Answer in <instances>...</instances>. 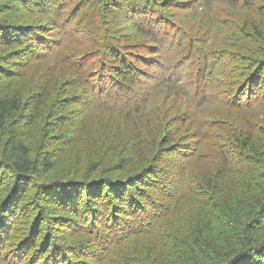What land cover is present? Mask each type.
<instances>
[{"label":"trees","instance_id":"trees-1","mask_svg":"<svg viewBox=\"0 0 264 264\" xmlns=\"http://www.w3.org/2000/svg\"><path fill=\"white\" fill-rule=\"evenodd\" d=\"M102 1L70 0L69 4L63 5L59 0H53L48 5H42L40 11L49 17L48 21L43 22L44 25H25L16 30L19 35L17 41L24 45L13 58L16 57L20 63H48L50 70L60 67L63 84L67 85L68 90L88 92L86 97L90 100V108L95 104L88 89H91L95 79L110 77L114 89L105 94L106 104L101 113L111 117L119 111L115 117H125L135 131L139 130V127L135 128L136 125H140L148 132L146 137L160 140L159 147L168 149L166 156L178 151L185 153L186 159L192 156L202 158L205 154L197 152L198 146H212L213 135L226 133L219 131L228 126L225 121L230 112L237 118L234 122L238 129L229 133L228 145L225 144L221 150L215 149L217 154L211 157V164L228 167L229 152L241 151L253 158L263 153L264 142L255 137L252 125L245 122V119L250 122L252 115L262 116L260 110L245 112L246 106L257 102L254 98L258 96L251 97L243 104L237 95L245 96L249 86L256 88L255 91L264 92V0ZM27 7L35 9L33 6ZM67 41H75L71 49L65 46ZM83 43L91 45L80 50ZM26 53H30L33 60H21ZM139 89V94L133 93ZM252 93L248 92L249 95ZM39 98H42L41 94ZM87 98H83V102ZM40 101L43 102L42 99ZM110 101H118L121 105L110 107ZM263 101L264 96L259 102ZM18 108L19 101L0 98V130L5 128L8 118ZM99 119H103L102 116ZM156 121V129L150 132L152 123ZM104 127L109 131L112 128L108 125ZM184 127L190 130L193 127L191 135L194 136V145L192 142L188 145L192 146L190 149H195V153L187 150L188 145L179 143L178 134ZM257 129L264 132V125ZM211 132L213 134L210 136ZM187 134L190 133H184L183 139ZM137 142H141V135ZM215 143L219 147L220 144ZM10 148L15 157L13 165L19 174H27L39 166L37 174L43 175L53 166L52 159L47 156H43L39 162L32 161L30 152L19 140L14 141ZM173 165L168 168L151 166L153 172L159 171V175L165 179L170 177L168 184H165V180L161 183L162 190L155 194L156 200L152 194L147 196L143 193L142 184L133 193L136 198L125 195L123 186L107 189L105 206L93 213V221L87 229L84 228L90 219L88 215L84 217L85 222L79 225L78 231L86 235L71 247L76 250L73 253L80 255L91 251L92 255L89 253V256L95 260L80 258L74 262L133 264V259L143 254L140 248L147 253L154 240L168 242L174 232L169 223L175 224L181 214L184 195L189 188L187 175L190 173L184 162ZM221 170L219 177H224L226 170ZM191 172L201 181L206 178L198 176L195 167L191 168ZM211 179L214 183L215 178L212 177L204 183L208 193L217 190L227 194L235 186L224 184L220 178L213 185ZM132 182L135 181L127 183L126 189L133 186ZM235 183L236 180L232 182ZM21 191L19 187L16 195ZM101 191L96 192L90 203L101 196ZM209 197H212L211 194ZM226 199H222L217 210L226 208L229 204ZM215 203L216 200L208 198L205 212L212 214ZM232 213L231 218H235ZM228 214H214L213 217L218 223H227ZM99 215L101 222L97 220ZM36 218L30 239L25 241L26 247L23 245L20 251L27 250L37 238H42L41 246L45 252L51 246L49 240L41 237L46 218L40 214ZM128 221L132 222L130 226ZM193 230L200 231L201 226L193 225ZM221 230L235 232L234 228L228 231L223 226ZM255 230L256 227L254 229L249 224L245 226L244 238L247 243L243 253L248 254L243 257L244 264H252L253 261L263 264L264 261V254L253 249L256 244ZM135 237L148 248L137 246L134 242L127 249H122L127 240ZM206 239L207 236L202 242L193 244L186 264H213L214 258L204 243ZM54 251L50 264L56 260L62 264H73L66 252L63 258L57 249ZM252 251L256 253L251 254ZM33 261L38 262L37 258Z\"/></svg>","mask_w":264,"mask_h":264},{"label":"rangeland","instance_id":"rangeland-1","mask_svg":"<svg viewBox=\"0 0 264 264\" xmlns=\"http://www.w3.org/2000/svg\"><path fill=\"white\" fill-rule=\"evenodd\" d=\"M27 1L0 0V98L19 101L18 110L8 118L5 128L0 130V264H50L51 254H54L55 249L63 258L66 252L73 264H79L74 261L80 258L94 261V257L89 256V253L92 255L91 251L80 255L73 253L76 250L71 247L86 235H81L78 231L79 225L85 222L84 217L88 215L90 219L84 228L87 229L93 221V213L105 206L103 203L107 201V189L123 186L122 192L125 195L136 198L133 193H136L142 184L143 193L147 196L152 194L155 199V194L160 193L163 180L168 184L170 177L165 179L163 175H159V171L153 172L151 166L168 168L176 162H184L190 173L187 175L189 188L184 195L181 214L175 224L169 223L174 230L173 236L166 243H162L164 240H154L147 253L145 249L140 248L143 254H138L140 257H135L133 264H186L193 244L202 242L205 236L208 239L204 243L214 258L213 264H244L243 257L248 254L243 253L247 243L244 238L245 226L248 224L254 229L256 227V244L253 249L264 254V151L254 158L241 151L229 152L228 167L211 164V157L217 154L215 149L221 150L225 144L228 145L229 133L238 129L234 122L237 119L235 115L229 111V117L225 121L228 126L219 131L226 133L213 135L212 146H198L197 152L205 154L202 158L192 156L186 159L185 153L178 151L174 155L166 156L168 149L159 147L160 140L146 137L148 132L140 125H136L135 128L139 127V130L135 131L134 127L128 125L125 117H115L119 111L111 117L101 113L106 104L105 94L114 89L110 77L95 79L91 89H88L95 104L90 108V100L86 97L88 92L81 89L68 90L67 85L63 84L60 67L50 70L48 63H20L16 57L13 58L15 52L24 45L23 42L17 41L19 35L16 30L25 25H44L42 23L48 21L49 17L40 11V8L53 0ZM59 1L66 5L70 0ZM43 2L45 4H42ZM27 6H33L35 9L31 10ZM46 10L47 8L44 9ZM74 42L67 41L65 46L71 49ZM89 45L91 44L83 43L80 50ZM32 58L30 53H26L21 60H33ZM255 90L256 88L249 86L246 95H237V98L245 104L251 97L258 96L254 98L257 102L247 105L245 112L260 110L262 116L252 115V122L246 119L245 122L252 125L255 137L264 142V132L257 129L264 125V101L259 102L264 92ZM139 91L140 89L133 93L139 94ZM249 91L253 93L249 95ZM40 94L42 98H39ZM83 98H87V101L83 102ZM258 102L260 104H257ZM108 104L110 107L114 104L121 105L118 101H110ZM100 116L103 119L100 120ZM231 121L233 123H230ZM104 125L111 126V130ZM157 125L158 121L153 122L150 132L155 130ZM193 127L191 130L187 127L180 130L178 135L181 145L186 146L191 142L192 146L194 145V136L191 135ZM137 133L141 135L140 143L137 142ZM184 133L190 134L183 139ZM212 134L213 132L210 136ZM17 140L30 152L32 161L39 162L43 156L51 158V169L43 175H38L40 167L35 163L36 167L32 171L19 174L13 165L15 157L10 148ZM215 141L220 144L219 147ZM192 146L188 145L187 150L195 153V149H190ZM167 157L170 159H166ZM194 167L198 176L206 177L204 180L201 181L191 172ZM221 169L226 170L224 177H219ZM211 177L215 178L214 183L210 180L213 185L220 178L224 184L235 186L227 194L217 190L208 193L204 183ZM235 180L236 183L232 184ZM131 181L136 183L132 182L133 186L126 189L127 183ZM192 185L195 186L194 189ZM19 187L22 191L17 196ZM100 189L101 196H98L94 203H90V199H94ZM208 198L216 200L212 214L205 212V202H208ZM222 199H226L229 204L225 209L217 210ZM225 213H229L227 223H219L224 230L234 228L235 232H223L222 226L213 217L214 214L221 216ZM231 213L235 218H231ZM38 214L46 218L41 237L49 240L51 246L45 252L41 246L42 238H37L32 246H28L30 250L28 248L20 251L23 245L26 247L25 241L30 239ZM97 220H101V215ZM131 224L132 222L128 221V226ZM193 225H198V228L200 225L201 230H193ZM137 238L127 240L122 249H127L134 242L137 246L148 248ZM240 250L241 252L237 253ZM36 258L38 262H31ZM54 264L62 263L56 260ZM101 264L123 263L108 261ZM252 264L259 263L253 261Z\"/></svg>","mask_w":264,"mask_h":264}]
</instances>
